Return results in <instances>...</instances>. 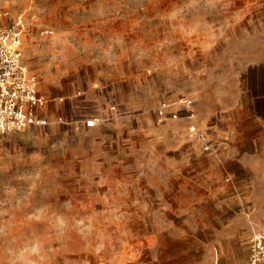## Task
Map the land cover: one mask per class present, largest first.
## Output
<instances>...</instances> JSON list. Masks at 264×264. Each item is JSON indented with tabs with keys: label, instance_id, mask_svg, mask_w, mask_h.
Returning a JSON list of instances; mask_svg holds the SVG:
<instances>
[{
	"label": "rangeland",
	"instance_id": "rangeland-1",
	"mask_svg": "<svg viewBox=\"0 0 264 264\" xmlns=\"http://www.w3.org/2000/svg\"><path fill=\"white\" fill-rule=\"evenodd\" d=\"M19 21L48 122L0 133V264H249L253 171L158 109L264 94V0H0Z\"/></svg>",
	"mask_w": 264,
	"mask_h": 264
},
{
	"label": "built area",
	"instance_id": "built-area-1",
	"mask_svg": "<svg viewBox=\"0 0 264 264\" xmlns=\"http://www.w3.org/2000/svg\"><path fill=\"white\" fill-rule=\"evenodd\" d=\"M52 30L46 29L49 35ZM21 21L0 26V133L24 130L31 126H45L47 119L39 115L47 99L38 90L35 73L23 60L21 48ZM175 106V105H174ZM172 103L163 101L158 109L159 121L185 119L187 138L218 162L225 160V140H214L196 122L193 101L178 99ZM89 124L92 122L88 121ZM249 264H264V229L253 231L249 240Z\"/></svg>",
	"mask_w": 264,
	"mask_h": 264
},
{
	"label": "crops",
	"instance_id": "crops-1",
	"mask_svg": "<svg viewBox=\"0 0 264 264\" xmlns=\"http://www.w3.org/2000/svg\"><path fill=\"white\" fill-rule=\"evenodd\" d=\"M195 44V42H193ZM192 43V44H193ZM199 52L195 50V45L184 47L182 62L188 64L189 57L195 58ZM185 75L192 72L194 84H203L197 79L199 71L190 70L188 66L184 69ZM211 97L208 107L194 102L193 110L196 113V124L207 131L214 140H225L226 149L223 151L225 160L233 159L239 162L246 169L252 170L256 177L254 180L255 192H262L259 200L264 202V106L259 110L255 103L264 101V94L253 96L252 105L243 102L244 94L227 90L220 94L217 83L209 82ZM252 124H248L249 121ZM201 121V122H200ZM205 126V127H203ZM252 145L250 147L244 145ZM257 149L254 150L253 148Z\"/></svg>",
	"mask_w": 264,
	"mask_h": 264
}]
</instances>
